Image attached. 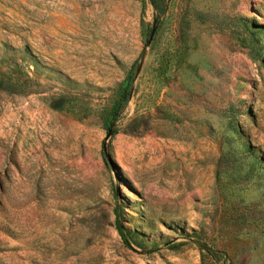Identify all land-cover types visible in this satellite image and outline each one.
<instances>
[{"label": "rangeland", "instance_id": "1", "mask_svg": "<svg viewBox=\"0 0 264 264\" xmlns=\"http://www.w3.org/2000/svg\"><path fill=\"white\" fill-rule=\"evenodd\" d=\"M141 1L0 0V264H264V0Z\"/></svg>", "mask_w": 264, "mask_h": 264}, {"label": "trees", "instance_id": "2", "mask_svg": "<svg viewBox=\"0 0 264 264\" xmlns=\"http://www.w3.org/2000/svg\"><path fill=\"white\" fill-rule=\"evenodd\" d=\"M148 1H149L150 5L152 6L153 10L155 12H157L158 11V5H157L158 0H148ZM141 2H142V10H143L145 0H142ZM155 18L157 20L158 16L156 15ZM129 89H130V86H129V84H127V86L124 88L123 92L121 93L119 101L115 104V106L112 110V121L115 120V118L121 112L125 103L127 102V99L129 97ZM112 134H114V132ZM102 160H103L104 165L108 168L110 166V164H109V160H108V156H107V152H106L104 144L102 145ZM114 227H115V230H116L121 242L125 246L130 247L129 246L130 245L129 240H128L125 232H124V229H123L121 221H120L119 207L118 206L115 207V210H114ZM198 246H199L201 251L205 252L213 260L218 261L222 258L220 252L213 250L212 248L208 247L205 243L198 242Z\"/></svg>", "mask_w": 264, "mask_h": 264}, {"label": "water", "instance_id": "3", "mask_svg": "<svg viewBox=\"0 0 264 264\" xmlns=\"http://www.w3.org/2000/svg\"><path fill=\"white\" fill-rule=\"evenodd\" d=\"M154 32H155V27H154V24H153V26L151 28V31H150V34H149V37L147 39V44H149L151 42V40H152V38L154 36ZM110 132H111L110 130L107 132L106 139L110 136Z\"/></svg>", "mask_w": 264, "mask_h": 264}]
</instances>
